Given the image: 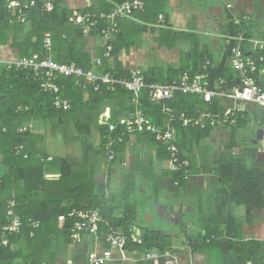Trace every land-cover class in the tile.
<instances>
[{
  "label": "crops",
  "instance_id": "obj_1",
  "mask_svg": "<svg viewBox=\"0 0 264 264\" xmlns=\"http://www.w3.org/2000/svg\"><path fill=\"white\" fill-rule=\"evenodd\" d=\"M61 2V8L71 14L76 10L108 13L109 9H114L118 5L115 0H61ZM243 21L246 23L240 28ZM232 24L240 25L235 36L231 33ZM30 25L27 24V31ZM119 29V35L111 39L96 34L89 37L84 35L86 50L93 61L97 59L102 61L104 58L108 69L124 77H131L133 72L140 71L149 85L175 83L182 76L181 70L196 66L203 59L202 66L209 61V68H214L213 70L220 69L223 61L229 59L226 69L235 79V84L229 82L228 89L239 85L238 74L231 65L232 47L239 46L245 55L254 58L264 56V50H256L255 44L264 41V0H146L145 11L122 19L119 22ZM71 30V27L66 28V31L74 36ZM75 37L81 39L77 35ZM241 37L243 41H240ZM13 39L12 29L8 31L7 43L0 44V63L4 66L5 63L20 56L19 49L13 46ZM109 45L112 47L116 45L118 50L117 54L111 55L110 58L104 56ZM95 65L96 62L92 68ZM222 78L224 80L225 77L219 78V81ZM256 78L264 79V74H259ZM209 82L210 88L217 90L218 81L212 87L210 74ZM259 85L264 89V81ZM126 93L117 92L108 95L107 98H101V95L86 91L81 99L78 115L72 119L66 118L64 123L61 121L65 125L62 128L71 129L70 134L65 135L64 143L76 144L81 141L82 151L70 155L66 153V147L61 149L60 153H53L50 149L49 158L52 157L53 160L54 155H57L69 159L70 162L82 164L91 173L98 190L109 199V208H114L113 218L121 219L126 206L133 205L137 211L136 225L166 234L174 241L176 248L183 246L182 229L194 223L206 224V231L212 232V237L207 240L208 244L212 241L218 243L223 241L228 225L233 226L232 232L238 237L235 240L264 243V209L230 201L235 197L232 196L234 192L247 194L246 190L251 187L247 180L248 176L244 171L237 170L236 180L227 182L219 172L220 163L232 159L234 162H240L246 169L257 168L264 173V163L257 160V155L264 146V142L257 138L258 131L264 130L262 109L251 103H235L215 97L212 100L219 99L224 105L222 114L235 106L239 109L240 115H237L238 121L233 127L224 125L211 127L210 120L222 114L212 116L200 106L199 102L204 103L208 99L185 95L170 100L169 103L173 102V105L172 103L170 105L176 112L185 113L190 118H200L206 114V128H211L209 135L199 142L195 141V137H189L188 147L183 149V155L191 163L192 175L185 187L178 188L175 186V177L168 168L165 149L147 132L123 135L124 129L119 127L111 136L114 140L116 160L109 161L107 158L104 137L108 134L106 133L108 126L119 125L122 119L135 111L132 97ZM145 110L154 119L155 124H163L162 118L165 116L161 118L162 121L156 117L160 112L152 110L148 112L146 107ZM258 112L262 113L257 118L258 122L256 121L260 123V127L257 128V135L250 141V145L245 141L250 138L244 128L250 123V113ZM177 122L179 121L173 123V127L177 136H180ZM251 126L250 124V128ZM40 133L44 134L45 141L48 137L55 138L47 123H44V132ZM86 138H89L90 142L84 140ZM119 138H122L121 142ZM232 139L234 143H231ZM45 141L40 142V146ZM87 144L92 146V149L89 148L87 151ZM230 145L233 146L229 147ZM60 178L61 173L58 170L46 174V179L50 181H59ZM128 183L135 185V188H128ZM129 190L130 195L126 200V193ZM139 194L144 196V202L142 200L137 202ZM146 195L150 202H145ZM140 204L142 207H139ZM248 209L251 211L248 212ZM177 210H180L179 213ZM103 247L102 244L97 245L92 236L85 235L79 244L72 242L56 246L57 257L52 264L69 262L86 264L89 253ZM183 247L178 248V251H182ZM215 249L220 250L217 247L206 246L204 249L199 246L196 251L191 248V253L190 249L188 252L184 249L177 257L162 255L156 261L148 263L211 264L208 252ZM125 250V261H112L108 264H142V260H137L127 248ZM221 253L225 256L227 264H242L238 263L240 257L238 254L233 253L228 258ZM120 254L115 251V258L121 257ZM50 260L51 258L41 259V263L47 264ZM245 264H264V252L252 257Z\"/></svg>",
  "mask_w": 264,
  "mask_h": 264
},
{
  "label": "trees",
  "instance_id": "obj_2",
  "mask_svg": "<svg viewBox=\"0 0 264 264\" xmlns=\"http://www.w3.org/2000/svg\"><path fill=\"white\" fill-rule=\"evenodd\" d=\"M37 1L40 7L47 0ZM115 1L117 4H121L125 0ZM61 3V0H57L55 10L50 13L43 14L39 8H33L27 15L28 25L31 24L27 31V25L20 23L17 15L8 11L6 0H0V44L7 43L8 31L13 29V46L19 49V58L41 55L45 35L49 33L53 41L55 61L61 64L75 63L84 69H92L96 60L93 61L92 56L86 50L83 29L81 26H73L69 23L71 12L61 8ZM112 9H109L108 12ZM245 23L246 21H243L241 26L232 24L231 33L234 36L237 35L238 29ZM67 27H71L74 36L66 31ZM95 34L98 35L93 33L91 36ZM75 35L81 39H77ZM117 51V46L114 45L111 55H116ZM203 61L204 59L201 62L203 63ZM201 62L199 61L196 66L181 70L182 74L188 72L194 76L200 73L202 71ZM101 63L99 70L114 73L107 68L104 58ZM228 64L229 59H226L220 69L209 68L207 70L211 76L212 87L215 82L219 83L221 77H225L224 80L228 84L229 82L232 85L235 84V79L227 72ZM120 74L122 73L120 72ZM62 81V85L65 87L60 97L68 99L72 106L68 112L55 109L56 95L43 92L40 82L35 78L34 71L18 72L14 68L8 69L6 63L5 66L0 63V127L8 130V132L0 134V228L8 223V206L11 201L15 202V213L26 224L20 235L11 237L9 247L0 248V264H43L41 259L48 260L50 258V263L47 264H52L57 257L56 246L72 243L71 229L75 219L69 215L73 210H99L103 216L100 232L107 234L113 231L126 236L128 238L127 250L139 261L147 253L156 250L160 255L173 250L175 248L174 241L166 234L136 225L137 211L133 205L126 206L121 219L113 218L114 208H109V199L98 190L91 173L82 164L70 162L69 159L60 158L57 155H54L52 161H48L49 154L40 146V142L44 139V134L40 133V123L50 125L51 132L55 136V133L65 126L63 121L66 118L72 119L75 114L79 113L81 99L86 93L85 90L76 87L72 79H62ZM263 81L264 79H258L259 84H262ZM90 93L99 96L93 91ZM108 95L110 94L100 97L107 98ZM179 96L185 95L174 94V98ZM211 100H206L207 102L204 103L199 102V104L212 116H219L224 111V105L219 99ZM171 103L173 105V102ZM145 107L148 112L151 110L160 112L156 114L159 120L164 116L161 114L159 106L153 107L147 100H145ZM26 108L28 109L26 110ZM24 126H29L30 130L25 134L17 133V129ZM177 128L181 134L176 138L181 156L184 158L186 157L183 155V149L188 147L189 137L193 136L195 141L199 142L211 131V128L185 127L181 122H177ZM231 143H234V139ZM21 146H23V150L18 154L17 148ZM231 146L233 145L229 147ZM89 148L92 149V146L87 144V151ZM54 170L61 173L59 181L46 179V174ZM237 170L245 172L251 187L246 190V195L245 192L242 195L234 192L232 196L235 197L230 201L236 204H251L258 209H264V173L257 168L246 169L240 162H234L232 159L220 163L219 172L227 182L236 180L235 172ZM173 175L179 183L178 188L186 186L188 181L182 174L173 173ZM132 187L135 188V185L128 183V188ZM130 191L126 193V200ZM249 210L251 211L248 209V212H250ZM61 216L66 217L65 222L59 221ZM29 219L38 222L39 228L32 229L28 223ZM232 227L231 225L227 226L225 239L219 243L216 241L207 243V240L212 237V232L206 231V224L194 223L190 228L186 225L182 229V233L189 242V246L195 249L194 251L199 246L204 249L206 246L217 247L228 258L233 253L238 254L240 256L238 263L242 264L264 252V243L262 242L235 240L238 237L232 232ZM31 232H34L33 237ZM184 244L186 246V243Z\"/></svg>",
  "mask_w": 264,
  "mask_h": 264
},
{
  "label": "built area",
  "instance_id": "obj_3",
  "mask_svg": "<svg viewBox=\"0 0 264 264\" xmlns=\"http://www.w3.org/2000/svg\"><path fill=\"white\" fill-rule=\"evenodd\" d=\"M57 0H47L39 7L37 0H6L7 8L10 13L17 15L20 23L28 24V13L33 8H39L41 12L50 13L55 10ZM146 8V0H125L121 4L115 6L111 12H90V11H73L69 16V23L81 26L85 36L89 37L93 33L105 39L116 37L120 33L119 22L122 19L134 16L136 13L144 12ZM237 23H240L237 21ZM243 41V37L240 38ZM256 50H264V41L255 43ZM112 46L107 47L105 57H111ZM261 52V51H260ZM100 59L96 60V65L92 69H84L75 63L61 64L55 61L53 53V41L51 34L45 35L43 44V53L36 54L32 57L18 58L14 61L7 62L8 69L14 68L16 71L35 72V78L40 82L41 89L44 93L56 95L54 102L55 109L62 112H68L72 106L68 99L60 97L65 85H62V79H72L76 87L85 91H93L99 95L114 94L117 92H127L132 97V104L135 111L122 119L117 124L108 126L104 137V150L109 161L116 160V154L113 150L114 140L111 136L119 129H124V134H133L136 132H147L153 140L165 149L167 153L168 168L173 173L182 174L189 181L192 170L191 163L187 158L181 156L180 147L177 141L176 130L173 123L179 121L185 127L197 126L206 128V114L200 118L188 117L185 113H178L169 104L174 98L175 93L183 95H196L205 99H213L221 97L235 103L244 102L251 103L262 109L264 112V89L259 85L256 78L257 75L264 74V56L252 57L245 55L239 46L232 47L231 65L238 74L239 85L228 87V82L221 79L218 83L217 90L210 88L209 74L207 72L210 62L207 61L202 66L200 73L191 76L188 72L182 74L179 81L172 84H147L144 76L140 71L133 72L131 77L117 76L112 72H103L98 68L102 65ZM212 66V65H211ZM263 66V67H261ZM62 81V82H61ZM145 100L150 104L159 105L161 113L165 116L162 125L155 124L145 110ZM28 108H26L27 110ZM237 107L226 110L221 116L212 118L209 122L211 127L219 125L233 127L237 124V115H240ZM30 130L29 126L20 127L17 133L25 134ZM8 132L7 128L0 127V134ZM122 141V138H119ZM23 150V146L17 148L19 154ZM52 161V157L48 158ZM175 186H179L175 181ZM15 202L11 201L8 206V223L0 228V248L9 247L11 237L20 235L26 226L23 219L15 213ZM70 217L75 219L73 228L71 229V239L74 244L82 242L83 236H92L94 242L104 245L101 250H94L89 253L86 264H108L112 261L126 260V245L128 238L121 233H101L100 225L103 222V216L97 209H89L85 211L73 210ZM60 222H65L66 217H59ZM32 229H38L40 224L32 219L28 221ZM190 228V227H189ZM34 236V232H31ZM186 245L189 242L184 237ZM121 253L119 258H115L114 252ZM178 248L166 252V256L176 257ZM146 261H155L160 258L159 252L153 251L147 253ZM152 259V260H150ZM155 259V260H154ZM137 261V260H136ZM44 264V263H43ZM67 264H73L69 262Z\"/></svg>",
  "mask_w": 264,
  "mask_h": 264
},
{
  "label": "rangeland",
  "instance_id": "obj_4",
  "mask_svg": "<svg viewBox=\"0 0 264 264\" xmlns=\"http://www.w3.org/2000/svg\"><path fill=\"white\" fill-rule=\"evenodd\" d=\"M261 114H262L261 112H258V114L250 113V123L248 124V126L246 128H244V130L248 133L249 138H250L248 140H245L246 143L250 144V141L255 139V137L257 135V128L260 127V125H259L260 123H257L258 122L257 118H259V116H261ZM75 116H76V114L74 115V117ZM250 124L252 125L251 128H250ZM40 125H41L40 131L44 132V123H40ZM49 129L52 130L50 125H49ZM70 130L71 129L68 127L61 128L60 130H58L55 133L54 139L51 137H48L47 141H45L43 139V141H45V142L41 144V147H43L47 153H49L50 149H51V152H53V153H57V152L60 153L62 151L61 149H65V147H66V153L68 152L67 154L74 155V154L80 153L82 151V147H83V144H81L80 140H79L80 143H76V144H73V143L65 144L64 143L65 142V135H69L71 132ZM84 140L90 142L89 138H86ZM53 142H54V145H53ZM94 142H96L95 139H94ZM88 144H91V143H88ZM243 146H245L244 142H243ZM53 147H55V149ZM64 152H65V150H64ZM139 195H140V197L138 198L137 202H139L141 200H142V202H144V196L141 194H139ZM146 201L150 202V199L148 198L147 195L145 197V202ZM139 207H142V205L140 204ZM142 211H143V209H142ZM179 211L180 210H177V213H179ZM189 224H191V223H189ZM165 226H167V225L165 224ZM182 243L184 244L185 242L183 241ZM183 246L180 245V247H177V248L182 249V247H183L182 251H184V249H187V252L190 249V252L192 253L191 247L189 245L185 246V244H184ZM182 251L176 252L177 256L181 255ZM161 255H163V254H161ZM191 256H192V254H191ZM208 256H210L209 260H210L211 264H227L225 256L218 249H215L213 251L208 252ZM143 258H146V256H144ZM150 260H152V259H150ZM148 262H152V261L143 260L142 264L143 263L149 264Z\"/></svg>",
  "mask_w": 264,
  "mask_h": 264
},
{
  "label": "water",
  "instance_id": "obj_5",
  "mask_svg": "<svg viewBox=\"0 0 264 264\" xmlns=\"http://www.w3.org/2000/svg\"><path fill=\"white\" fill-rule=\"evenodd\" d=\"M264 116V113H263ZM258 140H261L262 142H264V130H259L258 131V136H257ZM258 141H256L257 143ZM257 160L259 162L264 163V146L260 149L258 155H257Z\"/></svg>",
  "mask_w": 264,
  "mask_h": 264
},
{
  "label": "clouds",
  "instance_id": "obj_6",
  "mask_svg": "<svg viewBox=\"0 0 264 264\" xmlns=\"http://www.w3.org/2000/svg\"><path fill=\"white\" fill-rule=\"evenodd\" d=\"M170 104V103H169ZM163 255H166L165 253ZM162 256V255H161ZM154 262V261H153Z\"/></svg>",
  "mask_w": 264,
  "mask_h": 264
}]
</instances>
